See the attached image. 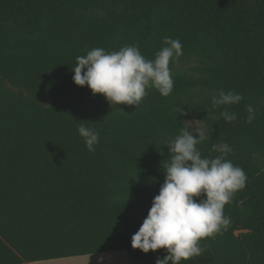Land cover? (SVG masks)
Segmentation results:
<instances>
[{
    "label": "trees",
    "instance_id": "1",
    "mask_svg": "<svg viewBox=\"0 0 264 264\" xmlns=\"http://www.w3.org/2000/svg\"><path fill=\"white\" fill-rule=\"evenodd\" d=\"M165 37L183 51L169 96L148 88L137 107L110 105L74 84L71 68L92 48L135 45L154 59ZM218 89L244 97L227 106L233 122L212 107ZM190 120L210 136L202 156L226 142L247 180L224 207L230 224L181 264H264V0H0V264L163 258L131 236L163 183L165 142ZM81 123L99 134L94 152Z\"/></svg>",
    "mask_w": 264,
    "mask_h": 264
},
{
    "label": "clouds",
    "instance_id": "2",
    "mask_svg": "<svg viewBox=\"0 0 264 264\" xmlns=\"http://www.w3.org/2000/svg\"><path fill=\"white\" fill-rule=\"evenodd\" d=\"M163 44L154 59H146L135 45L110 52L92 48L76 58L75 67L71 68L73 82L87 86L93 95L102 94L110 105L137 107L148 88L167 97L174 88L170 62L178 60L183 51L178 39L165 37ZM243 98L238 92L218 89L211 96V104L214 109L224 106L220 115L230 123L237 119V114L228 111L227 106L238 105ZM247 112L246 122L252 123L256 109L249 105ZM77 131L88 151L94 152L99 143L98 132L83 123ZM209 138L205 128L183 126L178 135L165 142L169 159L161 165L163 183L147 216L131 236L133 249L143 253L166 250L155 264H181L202 255L205 248L200 241L230 224L224 207L246 186L247 176L226 158L232 151L226 142L212 145V150L218 153L214 158L203 157L197 145Z\"/></svg>",
    "mask_w": 264,
    "mask_h": 264
},
{
    "label": "crops",
    "instance_id": "3",
    "mask_svg": "<svg viewBox=\"0 0 264 264\" xmlns=\"http://www.w3.org/2000/svg\"><path fill=\"white\" fill-rule=\"evenodd\" d=\"M119 257H120L119 253L114 252V253H104L93 256L41 261V262H36L35 264H129V260L128 262H125L121 260ZM126 257L128 259L127 253H126ZM29 264H34V263H29Z\"/></svg>",
    "mask_w": 264,
    "mask_h": 264
},
{
    "label": "rangeland",
    "instance_id": "4",
    "mask_svg": "<svg viewBox=\"0 0 264 264\" xmlns=\"http://www.w3.org/2000/svg\"><path fill=\"white\" fill-rule=\"evenodd\" d=\"M188 126L190 127V128H193V129H195V128H203V125L201 124V123H199V122H197V121H195V120H190L189 122H188ZM119 253V258L121 259V260H123V261H125V262H128V259H127V257H126V252H118ZM35 264V263H34Z\"/></svg>",
    "mask_w": 264,
    "mask_h": 264
},
{
    "label": "bare ground",
    "instance_id": "5",
    "mask_svg": "<svg viewBox=\"0 0 264 264\" xmlns=\"http://www.w3.org/2000/svg\"><path fill=\"white\" fill-rule=\"evenodd\" d=\"M95 262V261H94Z\"/></svg>",
    "mask_w": 264,
    "mask_h": 264
}]
</instances>
